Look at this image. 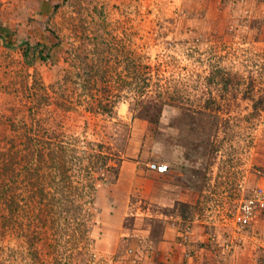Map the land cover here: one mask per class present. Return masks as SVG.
Segmentation results:
<instances>
[{
  "label": "rangeland",
  "instance_id": "374dc122",
  "mask_svg": "<svg viewBox=\"0 0 264 264\" xmlns=\"http://www.w3.org/2000/svg\"><path fill=\"white\" fill-rule=\"evenodd\" d=\"M12 2L20 13L0 11L16 20L0 24L1 145L41 120L113 145L122 164L84 238L33 243L0 225V264H264V211L236 225L264 186V0ZM36 81L51 98L120 100L111 117L36 108Z\"/></svg>",
  "mask_w": 264,
  "mask_h": 264
},
{
  "label": "trees",
  "instance_id": "16d2710c",
  "mask_svg": "<svg viewBox=\"0 0 264 264\" xmlns=\"http://www.w3.org/2000/svg\"><path fill=\"white\" fill-rule=\"evenodd\" d=\"M145 76L141 90L149 87ZM82 83L85 90L97 84L92 76ZM39 89L41 96L40 92L32 93L36 108L52 104L65 113L82 108L91 116L111 117L120 100L109 95H79L74 99L62 94L51 98L49 87L39 83ZM164 94L159 91L158 97L165 99ZM169 99L174 102L177 96L170 95ZM41 122L35 127L26 125L23 133L13 125L15 134L5 147L0 143V211L7 215L0 213L1 230L9 228L17 238L33 243L48 236L58 240L70 232L73 237L84 238L99 185L118 180L120 151L103 141L66 135L58 126L44 128Z\"/></svg>",
  "mask_w": 264,
  "mask_h": 264
},
{
  "label": "built area",
  "instance_id": "2783aa9c",
  "mask_svg": "<svg viewBox=\"0 0 264 264\" xmlns=\"http://www.w3.org/2000/svg\"><path fill=\"white\" fill-rule=\"evenodd\" d=\"M152 168L160 173L167 170L166 166L155 164L152 165ZM262 211H264V186L257 187L250 196L241 201L236 216V225L240 229L252 225Z\"/></svg>",
  "mask_w": 264,
  "mask_h": 264
},
{
  "label": "crops",
  "instance_id": "0c3cea01",
  "mask_svg": "<svg viewBox=\"0 0 264 264\" xmlns=\"http://www.w3.org/2000/svg\"><path fill=\"white\" fill-rule=\"evenodd\" d=\"M18 8H19V6L16 5L15 2H12V0L11 1L10 0H0V11H2V10L4 11V9H6L5 12H8V13H10L12 15H17L18 13H20ZM0 17H1L0 24H1V22H3L2 24L5 25V26H8L7 28H12L14 26V24H16L15 23L16 20L14 18L11 19L9 17V19H6V17H5V19H4V16H1V14H0ZM32 57L34 59H30V61L31 60H34L35 62L38 61L37 55L32 56Z\"/></svg>",
  "mask_w": 264,
  "mask_h": 264
}]
</instances>
